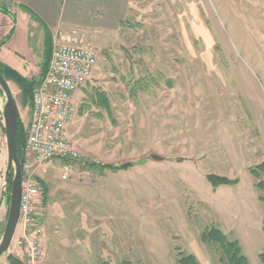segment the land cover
<instances>
[{"label": "rangeland", "instance_id": "1", "mask_svg": "<svg viewBox=\"0 0 264 264\" xmlns=\"http://www.w3.org/2000/svg\"><path fill=\"white\" fill-rule=\"evenodd\" d=\"M106 13L83 28L101 56L69 128L95 166L67 179L61 160L37 171L48 188L39 264H229L202 241L212 227L264 264V171H251L264 162V0H117ZM9 82L28 123V98ZM5 103L0 85L3 124ZM7 167L0 127L9 207ZM209 174L239 182L215 189ZM6 254L28 264L18 247Z\"/></svg>", "mask_w": 264, "mask_h": 264}, {"label": "built area", "instance_id": "2", "mask_svg": "<svg viewBox=\"0 0 264 264\" xmlns=\"http://www.w3.org/2000/svg\"><path fill=\"white\" fill-rule=\"evenodd\" d=\"M0 3L12 11V0ZM100 56V49L76 29H60L53 35L48 69L34 87L23 147L20 216L13 240L28 264H39L43 256L44 229L38 205L44 197V186L37 171L49 162L61 160L63 177L67 179L76 167L85 175L82 167L95 164L85 161L69 136V128L77 111L75 94L91 79Z\"/></svg>", "mask_w": 264, "mask_h": 264}, {"label": "crops", "instance_id": "3", "mask_svg": "<svg viewBox=\"0 0 264 264\" xmlns=\"http://www.w3.org/2000/svg\"><path fill=\"white\" fill-rule=\"evenodd\" d=\"M117 0H12L11 12L0 4V48L12 44L9 51L0 50V61L11 66L29 79H38L43 73L46 31L76 29L85 39L87 28ZM105 14H104V13ZM30 123H25L27 127ZM6 198L0 201V231L4 230L9 207ZM14 240V239H13ZM16 245L12 242V248ZM2 256L0 257V259ZM4 263L11 264L8 254Z\"/></svg>", "mask_w": 264, "mask_h": 264}, {"label": "trees", "instance_id": "4", "mask_svg": "<svg viewBox=\"0 0 264 264\" xmlns=\"http://www.w3.org/2000/svg\"><path fill=\"white\" fill-rule=\"evenodd\" d=\"M3 9L6 10L5 8ZM45 41H46L45 42V60L43 63L42 75L48 69V65H49V61H50L52 49H53V38L48 30L46 31ZM0 73H2L8 81L9 80L14 81L21 87L22 91L28 98V102L30 105L32 101V97H33V90L37 83V80L29 79L28 77H25L19 71H17L16 69L12 68L11 66L1 61H0ZM99 95L100 97L97 100L98 102L97 104L107 105V101H106L107 99H105L104 95L103 94H99ZM0 127L1 128L4 127V124L2 123L1 120H0ZM25 143H26V127L24 125V122L21 120V117L19 114L18 115V153H19L21 162H23V157H24L23 147ZM130 166H132V162L124 163L122 165H117L114 167L116 169H127ZM259 168L262 171H264V162L258 165L257 168H253L251 170L252 173L257 176L259 174L258 173ZM13 176H14V173L12 171L10 175V182L8 184L9 191L11 189V182H12ZM207 178L215 189L221 185H233L239 182L238 178L231 179L227 176H221L217 174H209ZM40 181L44 186V197H43L44 200L43 201L45 203L48 198V188L42 179H40ZM263 186H264V182L258 183V187L262 188ZM262 199L264 200V197H262ZM8 201L10 202L9 197H8ZM202 241L208 244L215 243V244L220 245L229 264H251L248 256L244 254L243 252V248L241 246L240 241L229 239V237L219 227H212L211 229L205 231L202 234ZM260 257L264 263V252L260 254ZM8 259L10 260L11 264H26L22 260H20L18 257L12 254L8 256ZM179 263L180 264H198V260L196 256L193 254L181 255L179 259ZM105 264H111V263H105ZM121 264H130V263L123 262Z\"/></svg>", "mask_w": 264, "mask_h": 264}, {"label": "water", "instance_id": "5", "mask_svg": "<svg viewBox=\"0 0 264 264\" xmlns=\"http://www.w3.org/2000/svg\"><path fill=\"white\" fill-rule=\"evenodd\" d=\"M1 45V44H0ZM0 85L6 95L4 106V128L7 142L8 167L5 174V187H8L10 175L14 176L11 182V189L7 192L10 199L7 223L3 237L0 241V257L10 251L20 216L21 191L23 183L22 162L18 153V115L19 108L14 96L10 82L0 73ZM155 160H163L164 157L153 154ZM6 191V189L4 190Z\"/></svg>", "mask_w": 264, "mask_h": 264}]
</instances>
